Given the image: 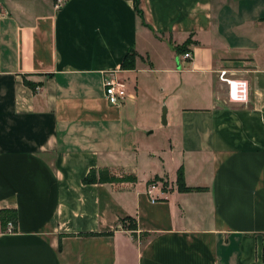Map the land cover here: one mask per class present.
I'll return each instance as SVG.
<instances>
[{
	"label": "crops",
	"instance_id": "obj_1",
	"mask_svg": "<svg viewBox=\"0 0 264 264\" xmlns=\"http://www.w3.org/2000/svg\"><path fill=\"white\" fill-rule=\"evenodd\" d=\"M139 3L0 0V264H264V0ZM102 168L137 182L84 183Z\"/></svg>",
	"mask_w": 264,
	"mask_h": 264
},
{
	"label": "trees",
	"instance_id": "obj_2",
	"mask_svg": "<svg viewBox=\"0 0 264 264\" xmlns=\"http://www.w3.org/2000/svg\"><path fill=\"white\" fill-rule=\"evenodd\" d=\"M134 5L136 12L142 19L143 24L145 25V19H144V14L143 11L140 9V3L139 0H134ZM175 50L179 54H185L187 53V48L184 46L182 47H175ZM138 54L136 53L135 50H131L125 57L123 63H122V69L123 70H134L136 69V61H137ZM27 84L33 89L36 90V86L32 83L27 82ZM137 178L133 174H118L117 172H114L110 170L109 168H102V169H93L91 172L88 174L86 179L84 180V183L86 184H119V183H136ZM153 183V182H152ZM177 186L178 190L180 192L186 193V192H193V191H199L202 190L201 188H189L186 186L185 181H184V176H183V171L180 170L178 172V180H177ZM129 220V219H127ZM129 225H125L124 222V227H126L128 230L132 231L133 236L137 237L136 231H137V226L135 221L129 220ZM0 222L2 226V230L5 231L7 228V225L9 222H17V212L13 210H0ZM89 236L97 235V234H88Z\"/></svg>",
	"mask_w": 264,
	"mask_h": 264
},
{
	"label": "built area",
	"instance_id": "obj_3",
	"mask_svg": "<svg viewBox=\"0 0 264 264\" xmlns=\"http://www.w3.org/2000/svg\"><path fill=\"white\" fill-rule=\"evenodd\" d=\"M0 12H2L1 4ZM183 58L186 60L191 59L192 54L187 52L183 55ZM119 73V71H110L104 78L105 98L111 106L115 107L124 106L129 99L127 83L124 79L120 78ZM219 80L228 86L229 98L232 102L239 104H247L249 102V84L246 80L229 77L227 70L219 72ZM155 187L153 185L148 189V194L152 197ZM15 224L14 222H9L5 232L9 234L15 233Z\"/></svg>",
	"mask_w": 264,
	"mask_h": 264
},
{
	"label": "water",
	"instance_id": "obj_4",
	"mask_svg": "<svg viewBox=\"0 0 264 264\" xmlns=\"http://www.w3.org/2000/svg\"><path fill=\"white\" fill-rule=\"evenodd\" d=\"M162 122L164 125H167V110H166V108H164V110H163Z\"/></svg>",
	"mask_w": 264,
	"mask_h": 264
},
{
	"label": "rangeland",
	"instance_id": "obj_5",
	"mask_svg": "<svg viewBox=\"0 0 264 264\" xmlns=\"http://www.w3.org/2000/svg\"><path fill=\"white\" fill-rule=\"evenodd\" d=\"M164 128H166V127H164ZM166 186H168V185H166ZM16 225V224H15ZM6 230V229H5Z\"/></svg>",
	"mask_w": 264,
	"mask_h": 264
}]
</instances>
